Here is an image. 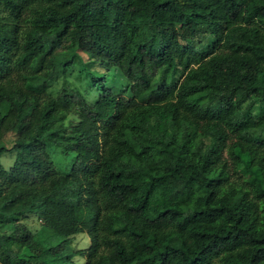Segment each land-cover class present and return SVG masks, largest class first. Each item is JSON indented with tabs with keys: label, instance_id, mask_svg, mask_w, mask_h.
<instances>
[{
	"label": "trees",
	"instance_id": "1",
	"mask_svg": "<svg viewBox=\"0 0 264 264\" xmlns=\"http://www.w3.org/2000/svg\"><path fill=\"white\" fill-rule=\"evenodd\" d=\"M2 153L0 264H264V0H0Z\"/></svg>",
	"mask_w": 264,
	"mask_h": 264
},
{
	"label": "rangeland",
	"instance_id": "2",
	"mask_svg": "<svg viewBox=\"0 0 264 264\" xmlns=\"http://www.w3.org/2000/svg\"><path fill=\"white\" fill-rule=\"evenodd\" d=\"M74 69L75 68H73V70L71 71L70 75H68L69 79L73 78L74 71H75ZM10 139H11V135H10V133H8V134L4 135L2 140L4 141V144L6 146H8ZM12 157H13L12 153H2L0 155V164L3 167H6L7 165L10 164V162L12 160ZM52 158H53V161H55V159H56L58 161L64 162V160H65L61 156H58V155H56L54 153L52 155ZM23 222L29 227L30 230L36 229L38 227V224H39V221L37 219H35L33 216H27L23 220ZM87 243H88V239H87L86 235L82 234V233H77L73 237H71V239H70V245L73 248H83V247H85L87 245ZM81 262L82 261L79 259L77 264H81Z\"/></svg>",
	"mask_w": 264,
	"mask_h": 264
}]
</instances>
